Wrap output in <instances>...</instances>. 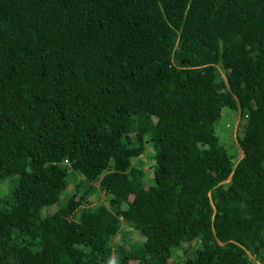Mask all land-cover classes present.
I'll return each mask as SVG.
<instances>
[{
	"label": "trees",
	"instance_id": "16d2710c",
	"mask_svg": "<svg viewBox=\"0 0 264 264\" xmlns=\"http://www.w3.org/2000/svg\"><path fill=\"white\" fill-rule=\"evenodd\" d=\"M14 173L0 264H264V0H0Z\"/></svg>",
	"mask_w": 264,
	"mask_h": 264
},
{
	"label": "rangeland",
	"instance_id": "374dc122",
	"mask_svg": "<svg viewBox=\"0 0 264 264\" xmlns=\"http://www.w3.org/2000/svg\"><path fill=\"white\" fill-rule=\"evenodd\" d=\"M235 117H236V114H235V111L233 109L223 108L221 111V114L218 118V121L215 125V131H216V134L219 135L220 139L225 143V145L227 147H229V145H230L232 148H234V150L237 151V156H239V155H241V151L237 146L238 144L236 141V136L241 133V130L240 129H237L236 131L232 130ZM226 123L228 125H226ZM148 152H149L148 148H145L142 151V153H145V154H147ZM143 160L145 161V159H143ZM233 160H235V159H233ZM70 174H71V172L67 173V176H66L67 187L65 188V190L62 192V194L60 196L65 195L66 191L73 188L72 184L74 183L76 176H81V174L74 172V180H73L72 179L73 176ZM16 179H17V174H15V173L9 174V176L0 179V198L1 199L5 200L7 198L9 189L14 186V184L16 183ZM95 183H96V181H95ZM86 184H87V182L83 181V185H86ZM80 191L82 192V186L81 185H80L79 192ZM79 192L75 195V197H77ZM97 195H100L97 199H95V200H98L97 203H101V202L106 201L105 193L99 188H97ZM130 197H131V195H130ZM91 204H94V203L91 201ZM53 207H54L53 205H49L46 208V211H51L53 209ZM79 209L80 208L77 207V209L75 210V214H74L75 218H77V213L79 212ZM129 237L131 239H133L135 237V235L130 233ZM125 238H126V235H122L119 232L113 237V239H115L116 241L120 240L122 242H123V240H125ZM255 264H257V263H255Z\"/></svg>",
	"mask_w": 264,
	"mask_h": 264
},
{
	"label": "clouds",
	"instance_id": "9594fccd",
	"mask_svg": "<svg viewBox=\"0 0 264 264\" xmlns=\"http://www.w3.org/2000/svg\"><path fill=\"white\" fill-rule=\"evenodd\" d=\"M226 125H228L227 123H226ZM237 129H242L241 128V122L240 121H238V117L236 116L235 118H234V122H233V128H232V130L233 131H236ZM243 134H242V131H241V133L240 134H238L237 136H236V141H237V138H238V136H242ZM237 144H238V142H237ZM238 146V148L240 149V151H241V155H243V150H242V148L240 147V145H237ZM241 155H239L238 157H240ZM237 159V158H236ZM235 159V160H236ZM80 174V173H79ZM72 186H73V184H72ZM82 191H83V189H82ZM129 198H130V195H129V197L127 196V199L129 200ZM92 202L95 204V200L92 198ZM89 203V202H88ZM81 204H85V202L84 201H81ZM90 204V203H89ZM50 205H53V204H50ZM54 206V205H53ZM79 207V206H78ZM80 208V207H79ZM53 209H54V207H53ZM52 209V210H53ZM77 209V208H76ZM75 209V210H76ZM72 218H75V215H72L71 216ZM76 219V218H75ZM257 264H259L258 262H257Z\"/></svg>",
	"mask_w": 264,
	"mask_h": 264
}]
</instances>
